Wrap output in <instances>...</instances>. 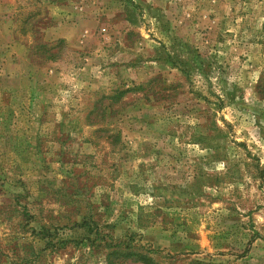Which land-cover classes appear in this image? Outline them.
I'll use <instances>...</instances> for the list:
<instances>
[{"label":"rangeland","instance_id":"1","mask_svg":"<svg viewBox=\"0 0 264 264\" xmlns=\"http://www.w3.org/2000/svg\"><path fill=\"white\" fill-rule=\"evenodd\" d=\"M264 264V0H0V264Z\"/></svg>","mask_w":264,"mask_h":264},{"label":"trees","instance_id":"2","mask_svg":"<svg viewBox=\"0 0 264 264\" xmlns=\"http://www.w3.org/2000/svg\"><path fill=\"white\" fill-rule=\"evenodd\" d=\"M129 255H136L138 259H140L146 264H157L152 257L144 255L142 253H129Z\"/></svg>","mask_w":264,"mask_h":264}]
</instances>
